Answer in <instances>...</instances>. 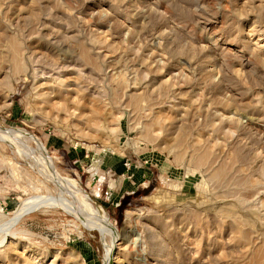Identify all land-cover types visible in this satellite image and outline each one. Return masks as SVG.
<instances>
[{
  "label": "rangeland",
  "instance_id": "374dc122",
  "mask_svg": "<svg viewBox=\"0 0 264 264\" xmlns=\"http://www.w3.org/2000/svg\"><path fill=\"white\" fill-rule=\"evenodd\" d=\"M0 264H264V0H0Z\"/></svg>",
  "mask_w": 264,
  "mask_h": 264
},
{
  "label": "bare ground",
  "instance_id": "6f19581e",
  "mask_svg": "<svg viewBox=\"0 0 264 264\" xmlns=\"http://www.w3.org/2000/svg\"><path fill=\"white\" fill-rule=\"evenodd\" d=\"M30 138H31V140H33L36 143L35 145L37 146V148L40 149L41 148V144L37 140V138L35 136H33V135H31ZM55 203H57V202L55 201ZM55 203H54V200L52 201V200H49V199H33V200H27V201L22 202L20 205H18L16 207V209L11 214V217L9 218L7 224L5 225L6 231H8V229L12 226V224L14 222H16L18 219H20V217H22L23 215H25V214H27L29 212H32V211H34L35 209H37L39 207H43L44 208V207L48 206L49 204H55ZM55 205H57V204H55ZM60 205H61V203H60ZM95 224H96V226H98L101 229V232H103L102 231L103 227L106 228V226L109 225L103 217H99L98 219L96 218ZM110 228H112V230H115L114 227H110ZM106 258L108 259V256H106Z\"/></svg>",
  "mask_w": 264,
  "mask_h": 264
}]
</instances>
